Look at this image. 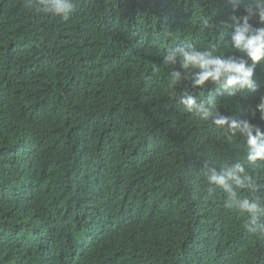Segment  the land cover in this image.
Returning a JSON list of instances; mask_svg holds the SVG:
<instances>
[{
    "label": "trees",
    "instance_id": "trees-1",
    "mask_svg": "<svg viewBox=\"0 0 264 264\" xmlns=\"http://www.w3.org/2000/svg\"><path fill=\"white\" fill-rule=\"evenodd\" d=\"M74 3L65 21L0 0V264H264V236L202 175L244 144L183 111L163 62L232 54L229 0ZM254 78L264 91V66ZM258 97L217 107L242 118Z\"/></svg>",
    "mask_w": 264,
    "mask_h": 264
},
{
    "label": "clouds",
    "instance_id": "clouds-1",
    "mask_svg": "<svg viewBox=\"0 0 264 264\" xmlns=\"http://www.w3.org/2000/svg\"><path fill=\"white\" fill-rule=\"evenodd\" d=\"M231 11L230 44L232 54H217L215 49L201 50L191 44L169 48L163 57L172 66L169 87L184 85L179 103L183 111L201 121L210 122L228 141L239 139L244 144L242 159L231 158L222 166L205 160L202 175L209 185L207 193L214 198L216 188L224 194L223 206L237 210L246 220L244 228L252 236H264V193L250 170L264 171V127L253 123L264 121V91L254 78L257 67L264 66V0H229ZM28 11L43 12L68 20L75 10L74 0H23ZM210 18L200 17L207 28ZM171 35V33H169ZM239 53V55H237ZM215 91L198 99L204 89ZM258 93V103L242 118L225 114L217 107V97L234 98L238 94Z\"/></svg>",
    "mask_w": 264,
    "mask_h": 264
}]
</instances>
